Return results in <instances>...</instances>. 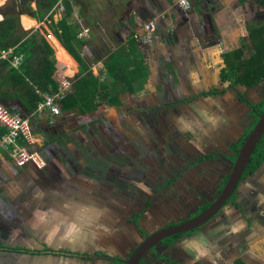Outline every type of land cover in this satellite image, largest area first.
<instances>
[{"label":"crops","instance_id":"crops-1","mask_svg":"<svg viewBox=\"0 0 264 264\" xmlns=\"http://www.w3.org/2000/svg\"><path fill=\"white\" fill-rule=\"evenodd\" d=\"M47 1L31 3L37 18L27 13L20 17L23 29H39L51 34V39L54 37L51 41L44 37L54 54L40 51L41 55L55 56L56 67L70 71L66 73L72 79L77 74L91 72L101 83H106L107 61L130 82L121 80L109 85L108 90L116 95L118 103L108 104L100 98L101 105L85 114L62 107L57 116L46 111L32 118L39 149L47 159L45 168L17 167L6 152L0 151V198L17 199L22 206L17 222L12 220V215L0 216L3 218L1 242L31 250L44 249L46 245L74 249L71 243L76 241L75 235H90L94 229L96 238L104 241L106 247L111 234H117L120 228L103 223V217L108 219L100 211L103 206H94L86 195H97L96 203L101 194L94 191L116 180V176L103 169L112 170L116 165L121 168L127 160L134 162L136 155L147 151L159 120L170 122L175 128L188 123L184 117L191 112L200 118L198 122L206 129L203 131L207 137L218 139L219 131L227 127L225 120L217 122L219 98L241 102L233 97L234 88H244L235 86V78L228 75L230 68L238 58L250 61L247 66L251 67L252 61L264 53V0H188L191 6L188 10L183 9L180 0H55L49 10L45 7ZM23 17L33 22L29 28L24 27ZM63 18H68L77 32L84 26L90 29V37L78 39L84 65L74 59L51 30L52 23ZM153 21L156 27L151 41H136L135 36L149 37L145 26ZM115 55H118L116 59ZM135 63L143 67L140 74H146L142 81L134 77ZM4 73L0 65V77ZM262 84L264 79L256 86ZM74 90L75 86L70 92ZM0 93V99L11 110L30 112L20 86L13 88L0 81ZM2 129L0 126V133ZM239 135L240 132L235 140ZM122 138L127 139L125 143ZM233 140L226 141L227 147ZM87 167L91 169L89 172L84 171ZM219 176L220 173L216 178ZM101 192L104 195V189ZM234 196V205H227L230 212L223 211L214 227L209 228L222 226L223 221L231 223L228 217L232 215L234 223L230 226H239L234 234L242 244L245 233L241 232V226L250 235L257 232L256 241L251 244L258 242V248L264 251V163L242 180ZM103 201L106 202L104 196ZM202 227L197 231H203ZM217 242L221 250L230 248L222 237ZM98 245L101 247L96 243L90 249L97 250ZM10 254L0 264H63L69 259L38 252ZM227 256L232 257V252ZM204 258L197 259L198 263L208 264ZM97 261L91 259L79 264H100ZM238 263L243 262L238 259Z\"/></svg>","mask_w":264,"mask_h":264},{"label":"rangeland","instance_id":"rangeland-1","mask_svg":"<svg viewBox=\"0 0 264 264\" xmlns=\"http://www.w3.org/2000/svg\"><path fill=\"white\" fill-rule=\"evenodd\" d=\"M11 1L12 0H9L8 2L7 0L4 2L0 1V6H3V5L6 6ZM0 16H2V18L0 19L1 21L3 19V15L0 14ZM22 22L25 28H29L30 25L33 24L31 19L26 18V17L22 18ZM20 25H21V21H20ZM21 28L23 29L22 26ZM23 31L26 32L29 30L23 29ZM39 34L43 37H46L50 41L52 40L51 39L52 35L49 36V34L46 33V31L39 30ZM24 35L25 34H22V37ZM66 72L69 73L70 71L68 72L65 69V73ZM236 87H238V85ZM253 98H254L253 95H251L250 99H253ZM182 126L187 128L185 124ZM180 140L183 142H186L188 147L193 146L192 144L194 142H192L193 140L188 136V134H186V137H181V138L179 137L178 141ZM154 144H156V149H158V151L162 153L157 154L155 156L141 155L134 161L132 165L133 172L130 171L131 168L127 164H125L123 169H121L120 166L118 168V166L116 165L115 169L118 170L116 177H118V173L120 170H121L120 171L121 173H128L130 175L128 180H125V178L122 177L123 181L125 180L124 183H126L123 188L125 189L124 191H121L122 189L119 190L118 187L114 185L104 186L106 189V192H114L111 197L113 201L109 200L110 205L115 204L116 208L119 211H116L115 206H112V207H109L108 210L106 209L103 214L110 215L112 216L113 219L115 218L117 221L121 222V226L119 227L120 232L118 231L117 234H111L112 236L109 235L110 238L108 241V245L106 247H104V244H105L104 241L98 240L96 238L97 234L95 233V231H93L94 229H92V232L90 235L89 234H76L75 235L76 241L74 243H71L73 244L72 247H74V250H76V248L81 247V246L88 247L89 249L85 248L87 250H94L90 248L93 246V244L98 243L101 245V247L98 245L96 248L97 251L99 250L97 254L100 255L97 258V260L99 261H97L96 263L110 264L109 261H106V257L102 256L103 255L102 252L108 251V254H112V253L122 254V251H124L123 253L125 254L127 250H129V249L124 250L125 247L135 246L136 242L141 238V234L139 233V229L136 227V225L140 226V228H144L146 231L148 230L151 231L154 228L162 225V221L169 222L175 218H181L183 216V212L185 213V210H186V206H187L186 204L189 202L187 198L190 196H188V194H192V195L195 194V192H193L192 189L197 188V185L195 183L197 179L196 178L197 175H195V177H190L189 179L187 176L184 179V181H180V182H179L180 180L179 178L177 182L172 183V185L174 184V187H169V190H164L165 192L160 191V190L162 188V185L165 183V178L167 177L166 174L165 175H162V174L164 173V171H167L170 168H172L171 163H175L178 159L182 160L184 157H186L185 155H188V153L186 152L187 148L183 147L182 148L183 150L181 151V153L179 155H176V151L170 153L169 152L170 149L162 146L160 143L154 142ZM227 148L228 147L225 145L222 149L224 150V154L226 152V155H228V157H225V155L223 156V154H221L220 158H218L213 163L208 165L205 169H202L204 170L203 172H206V173L203 175H200V181H205L204 180V177H205L209 181L208 182L209 186H212V184H214L215 186L216 183H213V181H215L216 176L214 175H218L223 170H225L224 161L227 158H229V155H230V153H227ZM174 149H176V147ZM163 154H166V156H164ZM107 156L108 155H106V157ZM164 157H166L167 160H171V161L170 162L164 161ZM93 164L94 162L91 163V165ZM86 166L87 165H85V167ZM90 170H91L90 167H87L84 171L89 172ZM103 171H105L106 173H111L112 176H115V172H114L115 170H111L109 168V170L103 169ZM156 171L158 173H157V176L154 177V172ZM192 173H195V172L192 171L190 176L192 175ZM168 175L172 176V173L168 172ZM131 185L133 186L131 189L132 192H133V189H140L141 191H145V192L151 191L152 192L150 194L145 193L150 196L147 200H151L152 205L149 206L145 215L141 216L142 219L138 218V215L133 217L132 219L133 224H131L130 222L126 223L128 221L129 216H131V211L134 208H138V207L140 208V206L144 204L143 202L146 200V198L144 199L143 197L144 193H141L140 195H137L135 192L131 193L130 192ZM202 186L205 187L206 185L203 183ZM104 187H102L99 191H94V192L102 194L101 191L103 190ZM140 190H138V193L141 192ZM181 192L183 193L179 197L178 194ZM107 197H109V195ZM197 199H199V196H197ZM186 200H187V203L185 202ZM222 209L223 211L230 212L231 208L230 207L228 208L227 206H225ZM218 217L220 216H217L216 218L213 219L212 221L213 223L210 222L204 225L202 227L203 231L199 232L196 230L193 233L186 234L180 239H178L176 241V245L173 247L172 256L177 257L178 252H181V255H179V258L178 257L176 258L177 261L182 262V261L191 259L192 261H190V263L192 264L198 263L197 259H199L202 256L205 257L204 259L208 262V264H211V263L212 264H228L230 261H234V264L235 263L239 264L238 259L242 260L243 262L242 264H264V256H263L264 251L258 248V242L251 244V242L256 241L257 232L253 231L250 235L249 231H243L244 227L241 226L240 228L241 232L245 233V236H244L245 243L243 242L244 243L243 245L240 237L239 236L236 237V235L234 234L238 231L239 226L238 227L230 226L231 223L232 224L234 223V221L232 220L233 219L232 215L228 217L229 220L231 219V223H226L223 221L220 223V224H223L222 226H218L213 229L209 228L210 225L211 227H214V225L217 223L216 221H218L217 220ZM103 221L104 222L107 221V218L103 217ZM223 226L226 229V230L224 229V231H222ZM219 235L222 237L223 242L228 243V245H230V248H233V251L229 250L230 248L227 249V251L221 250L220 244L217 242L221 238L220 237L219 239H217ZM195 241H197L199 244L196 243ZM123 245H124V248H123ZM188 247H189V251L186 250L188 249ZM193 247H195V249H193ZM229 251L232 252V257L227 256ZM79 262L80 260L69 258L63 264H79ZM160 264H165V261H160ZM198 264H203V263H198Z\"/></svg>","mask_w":264,"mask_h":264},{"label":"flooded vegetation","instance_id":"flooded-vegetation-1","mask_svg":"<svg viewBox=\"0 0 264 264\" xmlns=\"http://www.w3.org/2000/svg\"><path fill=\"white\" fill-rule=\"evenodd\" d=\"M35 1V0H34ZM235 89V93L233 95L234 98H238L240 100V88H234ZM259 90L255 89V90H248L247 88L244 89V91L247 93L246 97L248 99H250V96L253 95V99H250L251 102L258 103L261 102V99L264 98V84H262L261 88H258ZM241 101V100H240ZM216 105V104H214ZM217 115H218V119L217 122H221V120H225L227 127L226 128H222L221 131H219L218 133V139H210L207 137V133L203 130L204 129L201 126V123L198 122L199 121V117L197 115H194V113H188V116H185L184 118L188 121V123L186 122L185 127L183 126H176L175 128L172 126V124L170 122L168 123H164L163 121L158 122V124L156 125L155 131L152 132V135L150 137L149 140V144L146 146L148 149L145 152L139 153L137 156L140 157L141 155H147V156H155L157 154H160L162 152H159L158 149H156V144H154V142H158L160 143L162 146L167 147L168 149H170V153L176 151V155H179L181 153V151L183 150V147H186V152L188 153V155H185L186 157H184L182 160L178 159L175 163H171V167L174 168H170L167 171H164V173L162 175H167V177L165 178V183L162 185V188L160 191H164V190H169V187H174V184L172 185L173 182H177V180L180 178V181H184V179L187 176H190L191 172H195L192 173V177H195V175H197V179H196V185L197 188L196 189H192L193 192H195V194H188L187 199L189 200V202L187 203V200L185 201L187 204L186 206V210L185 213L183 212V216L181 218H175L172 221L169 222H163L162 221V225L157 226L156 228H154L151 231H146L144 228H140V226L136 227L139 229V233L141 234V238L136 242L135 246H130L127 249L126 254L132 250L150 233L156 231L157 229L163 228V227H167L170 225H175L178 224L182 221H185L193 216H195V212L196 209L199 206H202L205 204V202L207 200H209L211 203L216 199V197L218 196L219 192H220V185L221 184H225L223 183L225 178H228L229 173L231 172V166L234 162L235 159H233V154L235 153V149H233L234 144H236L242 137V135L246 132H249L254 126V116L251 115V111L249 110V107H247V105H245L242 102L234 101V100H225L224 97L219 98L218 103H217ZM171 119V118H170ZM170 119H167L168 121H170ZM197 120V123H196ZM253 125V127H251ZM207 126H209L207 124ZM185 129H183V128ZM240 132V135L238 137V139L236 138L235 140V136L238 134L237 133ZM186 134H188V136L193 140L192 142H194L192 145L188 147L186 142L183 141H178L179 137H186ZM231 137H233V143L231 142L227 148V153H230L229 158H227L224 161V168L225 170H223L220 173V176L218 177V179L216 178L215 181H213V183H216L215 186L214 184H212V186L208 185V179L204 177L205 181H200V175L205 174L206 172H203L208 165H210L211 163H213L215 160H217L218 158L221 157V154H223V156L225 155V157H228V155H226V152L224 154V150L222 149L225 145L227 146L226 141H231ZM123 142L125 143V141L127 140L126 138H122ZM262 139V138H261ZM154 141V142H153ZM142 143V139L139 140L138 146ZM176 147V149H174ZM174 149V150H173ZM256 149V148H255ZM223 150V151H222ZM157 151V152H156ZM238 151V150H237ZM185 152V151H184ZM254 154V153H253ZM164 156H166V154H163ZM237 155V154H236ZM129 157V156H126ZM130 158V157H129ZM236 158V157H235ZM164 161H171V160H167L166 157H164ZM163 161V162H164ZM131 164L133 165V161L131 159ZM196 166V167H195ZM131 168V172H133V167L130 166ZM123 169V168H122ZM247 169V167H246ZM245 169V171H246ZM115 170V176H117V169H112ZM121 171V170H120ZM119 171L118 173V177H115V181L112 179V181L110 180L108 182V184H106L105 186L108 185H114L117 186L118 189H122L121 191H124L125 189L124 186L126 183L125 180H128V178L130 177V175L128 173H121ZM243 172L242 175V180L249 175V173L247 172ZM168 172L172 173V176L168 175ZM157 171L154 172V177L157 176ZM129 175V176H128ZM217 176V175H214ZM122 177L125 178V180L123 181ZM214 178V177H213ZM207 179V180H206ZM227 180V179H226ZM242 180L239 182V185L242 183ZM114 181V183H113ZM200 181V182H199ZM132 182V181H130ZM226 182V181H225ZM198 183V184H197ZM203 183L206 185L205 187L202 186ZM176 185V184H175ZM239 185L237 187V189L235 190V193L229 198V200L226 201V203L223 205V207L227 206L228 204L230 205H234V201H235V196L236 192H238V188ZM157 186V185H156ZM102 187H104V185L100 186L99 188L101 189ZM132 185L130 188V192L133 193L135 192L137 195H140L141 193H144V199L146 198V200L143 202L144 204H142L140 206V208H134L131 211V216H129L128 221L126 223H132V219L133 217H135L136 215H139V218L142 219L141 216H144L145 213L147 212V209L149 208L150 205H152L151 200H147L150 196L148 194L145 193H152L151 191L149 192H145V191H141L140 189H133V192L131 191L132 189ZM168 187V188H167ZM99 189V190H100ZM105 189V187L103 188ZM212 189V190H210ZM138 190H140L141 192L138 193ZM159 191V190H158ZM165 192V191H164ZM114 192H106V189L104 190V195L101 194V197L99 198V200L94 203L97 200V195H86V199L90 202L93 203V205H97L98 207L103 206L100 211L102 213H104V211L109 207L115 206L114 205H110V201H113V199L111 198ZM183 192L179 193V197ZM109 195V197H107ZM103 196H104V200L106 202L103 201ZM197 196H199V199H197ZM233 197V199L231 200V198ZM237 199V198H236ZM110 200V201H109ZM123 201V200H122ZM196 203V204H195ZM210 203V204H211ZM222 207V208H223ZM21 203H18V200L16 199L13 200L12 198H10V201H3L2 198H0V216H3L4 214L6 215H12L14 216V218L12 220H14L15 222H17L18 220V216H20V214H18L21 211ZM116 208V206H115ZM120 209V208H119ZM140 209V210H139ZM121 210V209H120ZM116 211H119L116 208ZM223 212V209H220L219 212L217 214H215L207 223H210L213 221L214 218H216L217 216H221ZM191 213L193 214L192 216ZM198 214V213H197ZM108 217L107 221H102L103 223H112L114 226L116 225L117 227L121 226V222L117 221L115 218L113 219L112 216L110 215H106ZM166 216V215H164ZM162 216V217H164ZM7 219V218H6ZM173 222V223H172ZM215 222V221H214ZM172 223V224H170ZM206 223V224H207ZM213 223V222H212ZM205 224V225H206ZM3 227V218H0V228L2 229ZM200 229L199 228H195L189 232H183L181 237H183L186 234H190L193 233L194 231ZM120 232V230H119ZM181 237H178L175 240L172 241H165L164 239L162 241H160L159 243L155 244L150 250H148L145 255L141 258V260L139 261L138 264H160V261H165V264H177V257L179 258V255H181V252H178L177 257H173L172 256V252H173V247L176 245V241L178 239H180ZM2 239V235H0V261H3L5 259H8L9 256L11 255L10 253H23V252H38V253H47L50 255H64L67 256L68 258H73V259H77L80 260L81 263H85V261H89L91 259H96L98 258L97 253L99 252V250H87V249H81V248H77L76 250L72 249V248H49L48 245L45 246L44 249H36V250H31L29 248H26L24 246H15V247H10L4 244V241L1 242ZM166 246V247H165ZM47 247V248H46ZM124 248V245H123ZM126 248V247H125ZM94 251V252H93ZM105 251V250H104ZM124 251H122V254L118 253V254H108V251L102 252V256L106 257V261H109L110 264H113L115 260H118L120 262H123V260L127 259L128 257H125L126 254H123ZM18 255V254H17ZM57 256V257H58ZM183 264H191L188 260L182 261ZM178 264H180V262H178Z\"/></svg>","mask_w":264,"mask_h":264},{"label":"trees","instance_id":"trees-1","mask_svg":"<svg viewBox=\"0 0 264 264\" xmlns=\"http://www.w3.org/2000/svg\"><path fill=\"white\" fill-rule=\"evenodd\" d=\"M0 1L4 2L5 0ZM32 1L33 0H12L6 6L0 7V14L3 15V19L0 21V56L2 51H8L9 49H12L11 57L15 55H22L23 57L18 69L14 68L8 59H0V65L5 71L4 76L0 77V81H4L8 85H12L13 88L20 86L24 89V102L28 111L34 110L37 106V103L41 100V97L37 94L36 89L40 90L41 92L52 93L58 88L53 81V74L57 68L55 60L56 57L53 56L51 58H46L40 54V51H45L47 54L52 56L54 54L53 49L47 43L45 38L39 34L38 30H29L25 32L20 25L21 14L27 13V15L29 14L30 16L37 18L36 13L32 12ZM55 2V0H48L45 6L47 7L46 9H51ZM66 6H69L68 3ZM68 13L70 14L71 10H69ZM39 17H43V13L40 12V7ZM1 18L2 16H0V19ZM51 30L53 31L55 37L75 58V60L79 64L84 65L80 53L81 43L76 38V28L72 24L68 23V18H63L58 22H53ZM22 34L25 35L22 37ZM52 39H54V37H52ZM257 53H259V50H257ZM118 55H115L114 59H116ZM238 55L239 53H237V56ZM261 55H258L259 59L252 61L251 67L247 66L248 62L250 61H244L238 58L236 60V64H234L233 68H230V73L228 74L229 76L235 78V86L242 85L244 87L239 91L240 100L242 103L247 105V107H249L251 115H253L255 118L254 124H256L264 110V98L261 99V102L253 104L246 97L247 93L244 91V89L247 88L248 90L250 89L253 91L255 89L259 90L258 88H261L262 85L256 86L257 82L264 79V53ZM106 66L108 77L106 83H101L99 78L91 72L85 73L76 81H74L73 86H75V90L74 92L68 93L63 101L62 107L66 110L77 109L81 113L85 114L87 112L94 111L101 105L99 102L100 98L103 100V102L108 104L118 103L116 95H112L108 88L109 85H115L118 83V81L124 80V78L117 73L116 67L114 68V66L109 64L107 61ZM133 70H135L133 73L136 74L134 77L140 79V81L145 78L146 74H140V72L143 70V67L140 64L135 63ZM124 81H128L127 78ZM1 96L2 94L0 93V97ZM251 127H253V125ZM247 135L248 132L244 133L241 139L236 144H234L233 149L236 151L233 154V159H235L237 150ZM262 163H264V136L257 144L254 154L252 155L250 163L248 164L245 172L250 174L255 172ZM226 179L227 178H225L223 183H225ZM223 185L224 184L220 185V190L222 189ZM232 199L233 197L231 200ZM210 203L211 202L207 200L204 205L199 206L196 209L195 214L201 212L203 209L209 206ZM139 215L140 214H138V218ZM192 215L193 214L191 213L190 216ZM181 235L182 233H178L169 236L164 240L172 241L178 237H181ZM131 252L132 251L130 250L127 254L125 253V257H128ZM113 264H123V262L115 260Z\"/></svg>","mask_w":264,"mask_h":264},{"label":"built area","instance_id":"built-area-1","mask_svg":"<svg viewBox=\"0 0 264 264\" xmlns=\"http://www.w3.org/2000/svg\"><path fill=\"white\" fill-rule=\"evenodd\" d=\"M180 5L184 10H188L191 7L188 0H180ZM155 27L156 22L148 23L145 26V30L149 33V37L145 39L135 36L136 41L144 43L150 42L151 34ZM88 37H90V29L85 26L76 34V38L79 40ZM11 54L12 49L2 51L1 58L9 59L14 68H19L23 59L22 55L11 57ZM81 76L82 74L80 76L77 74L72 79L65 73V70L63 71V69L57 68L53 74V81L58 87L57 90L52 93H47L36 89L41 100L37 103L36 108L28 114L11 110L8 105L0 100V126L3 128V131L0 133V151L6 152L15 166L25 167L27 165H34L39 169L46 166L47 160L39 149L38 134L33 130L32 118L46 111L53 116L59 115L62 103L70 92L74 81Z\"/></svg>","mask_w":264,"mask_h":264},{"label":"water","instance_id":"water-1","mask_svg":"<svg viewBox=\"0 0 264 264\" xmlns=\"http://www.w3.org/2000/svg\"><path fill=\"white\" fill-rule=\"evenodd\" d=\"M3 103L6 104L5 102ZM263 136L264 110L255 126L248 132V135L239 147L236 158L231 166V172L229 173L228 178L216 199L195 216L178 224L157 229L147 235L133 249V251L131 250V254L127 259L123 260V264H138L145 253L163 239L178 233L189 232L195 228L205 225L215 214L219 212L220 209H222L226 201L229 200V198L235 193L239 182L242 180L243 172L250 163L255 148Z\"/></svg>","mask_w":264,"mask_h":264},{"label":"clouds","instance_id":"clouds-1","mask_svg":"<svg viewBox=\"0 0 264 264\" xmlns=\"http://www.w3.org/2000/svg\"><path fill=\"white\" fill-rule=\"evenodd\" d=\"M8 1H9V0H8ZM8 1H7V2H8ZM3 6H4V5H3ZM0 7H2V6H0ZM31 7H32V6H31ZM32 9H33V8H32ZM24 14H26V13H24ZM21 15H23V14H21ZM21 15H20V17H21ZM30 30H38V31H39V29H30ZM46 33H47V32H46ZM0 59H2L1 56H0ZM5 60H7V59H5ZM8 60H9V59H8ZM22 60H23V59H22ZM9 61H10V60H9ZM57 68H58V67H57ZM57 68H56V69H57ZM17 69H18V68H17ZM73 85H74V84H73ZM72 87H73V86H72ZM71 89H72V88H71ZM2 102H3V101H2ZM28 113H30V112H27V114H28ZM121 157H122V156H121ZM122 158H124V157H122ZM137 158H138V156L136 155V157H134V161H135ZM46 160H47V159H46ZM133 163H134V162H133ZM125 164H127V165H129V166H132L131 161L127 160L125 163L122 164L121 169L124 168ZM46 166H47V164H46ZM46 166H45V167H46ZM45 167H44V168H45ZM36 168H37V167H36ZM38 169H39V168H38ZM42 169H43V168H42Z\"/></svg>","mask_w":264,"mask_h":264}]
</instances>
